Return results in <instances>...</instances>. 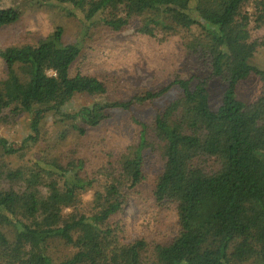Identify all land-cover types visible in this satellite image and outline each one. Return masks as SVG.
<instances>
[{"label": "trees", "instance_id": "trees-1", "mask_svg": "<svg viewBox=\"0 0 264 264\" xmlns=\"http://www.w3.org/2000/svg\"><path fill=\"white\" fill-rule=\"evenodd\" d=\"M3 1L0 30L22 19L20 5L64 12L86 32L103 25L120 33L138 19L141 36L181 38L186 53L208 64L210 78L226 88L216 111L205 79L177 77L135 100L109 99L98 77L71 74L81 43H65L61 25L33 44L1 49L0 125L55 111L69 122L61 141L67 133L84 140L89 127L115 110L152 104L172 91L175 97L150 121L135 120L132 144L105 154L92 172L85 157L45 152L13 167L5 156L16 151L0 139V264H143L147 258L149 264H264V70L251 64L264 47V35L255 36L264 29V0H14L10 7ZM251 75L261 78L262 89L247 103L237 98V87ZM79 94L97 102L63 114ZM155 160L154 202L172 217L175 232L161 242L128 243L121 214ZM59 246L72 254L56 260Z\"/></svg>", "mask_w": 264, "mask_h": 264}, {"label": "rangeland", "instance_id": "rangeland-1", "mask_svg": "<svg viewBox=\"0 0 264 264\" xmlns=\"http://www.w3.org/2000/svg\"><path fill=\"white\" fill-rule=\"evenodd\" d=\"M22 3L24 0H17ZM14 0H5L3 7L15 5ZM30 4V3H29ZM22 19L15 25L0 30V50L10 46L33 44V41L47 36L56 25L64 27L63 41L67 44L80 41L81 56L73 65L71 74L82 73L96 76L108 87V97L112 100L130 101L141 97L148 91L163 88L177 77L191 80H208L209 108L216 111L223 102L225 83L218 78H210L208 64L188 55L181 44L182 40L172 37L160 41L141 36L137 29L139 20L125 31L115 33L103 25L84 30L82 21L68 17L66 13L53 8L34 11L33 7H24ZM30 6V5H29ZM79 18H82L78 14ZM264 35V29L255 36ZM251 64L264 70V47L261 48ZM5 63L0 58V77L4 76ZM262 80L251 75L237 87V98L244 102H254L261 94ZM174 91L154 103L137 104L129 111H113L110 120L90 129L83 139L68 136L61 141L60 134L69 128V122H63V116L55 111H45L34 116L33 113L20 115L10 125H0V139L8 142L16 151L5 158L13 167L33 160L38 152H45L51 158L85 157L90 172L102 163L105 154H119L136 139V122L150 121L154 112L172 101ZM97 102L96 97L76 95L63 109V114L75 115ZM102 102V101H99ZM40 117L37 132L33 131V119ZM79 124L81 122L79 121ZM63 142V143H62ZM3 150L0 147V153ZM159 165L156 160L147 166V179L129 195L121 219L126 229V242L137 240L161 242L173 236L175 232L172 217L156 207L153 198L155 177ZM71 250L59 246L54 250V258L62 260L70 256ZM147 258L143 264H149Z\"/></svg>", "mask_w": 264, "mask_h": 264}]
</instances>
